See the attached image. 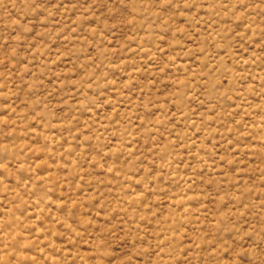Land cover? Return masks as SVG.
Instances as JSON below:
<instances>
[{
    "label": "rangeland",
    "instance_id": "374dc122",
    "mask_svg": "<svg viewBox=\"0 0 264 264\" xmlns=\"http://www.w3.org/2000/svg\"><path fill=\"white\" fill-rule=\"evenodd\" d=\"M0 264H264V0H0Z\"/></svg>",
    "mask_w": 264,
    "mask_h": 264
}]
</instances>
